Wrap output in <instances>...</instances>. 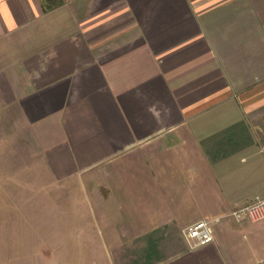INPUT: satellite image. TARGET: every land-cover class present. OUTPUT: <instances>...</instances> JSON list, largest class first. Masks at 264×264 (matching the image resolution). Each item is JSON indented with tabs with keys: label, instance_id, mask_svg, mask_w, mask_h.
<instances>
[{
	"label": "crops",
	"instance_id": "obj_1",
	"mask_svg": "<svg viewBox=\"0 0 264 264\" xmlns=\"http://www.w3.org/2000/svg\"><path fill=\"white\" fill-rule=\"evenodd\" d=\"M0 163L77 187L104 264H264L230 216L264 199V0H0Z\"/></svg>",
	"mask_w": 264,
	"mask_h": 264
},
{
	"label": "rangeland",
	"instance_id": "obj_2",
	"mask_svg": "<svg viewBox=\"0 0 264 264\" xmlns=\"http://www.w3.org/2000/svg\"><path fill=\"white\" fill-rule=\"evenodd\" d=\"M15 165L0 163V210L17 227L0 229V264H104L102 252L109 257L110 250L89 229L94 217L83 193L73 187L68 196L45 169Z\"/></svg>",
	"mask_w": 264,
	"mask_h": 264
},
{
	"label": "built area",
	"instance_id": "obj_3",
	"mask_svg": "<svg viewBox=\"0 0 264 264\" xmlns=\"http://www.w3.org/2000/svg\"><path fill=\"white\" fill-rule=\"evenodd\" d=\"M230 216L238 222L261 221L264 219V199L257 198L253 202L235 209ZM191 248L205 246L214 241L213 222L198 221L185 229Z\"/></svg>",
	"mask_w": 264,
	"mask_h": 264
}]
</instances>
